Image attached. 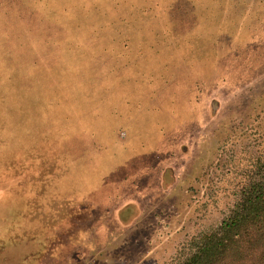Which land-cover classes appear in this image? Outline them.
I'll return each instance as SVG.
<instances>
[{
	"label": "rangeland",
	"instance_id": "rangeland-1",
	"mask_svg": "<svg viewBox=\"0 0 264 264\" xmlns=\"http://www.w3.org/2000/svg\"><path fill=\"white\" fill-rule=\"evenodd\" d=\"M260 161L264 0H0V264H178Z\"/></svg>",
	"mask_w": 264,
	"mask_h": 264
},
{
	"label": "trees",
	"instance_id": "trees-1",
	"mask_svg": "<svg viewBox=\"0 0 264 264\" xmlns=\"http://www.w3.org/2000/svg\"><path fill=\"white\" fill-rule=\"evenodd\" d=\"M178 264H264V163L258 162L220 227L193 239Z\"/></svg>",
	"mask_w": 264,
	"mask_h": 264
},
{
	"label": "crops",
	"instance_id": "crops-1",
	"mask_svg": "<svg viewBox=\"0 0 264 264\" xmlns=\"http://www.w3.org/2000/svg\"><path fill=\"white\" fill-rule=\"evenodd\" d=\"M146 158H147V157H146ZM142 160H144V159H139L138 161L135 162L136 167L139 166L141 163H143ZM149 160H150V156H149ZM145 161H146V160H145ZM133 162H134V161H133ZM161 164H162V162L159 163L160 166H161ZM133 166H134V165H133ZM160 166H159V167H160ZM148 168L151 169V167H148ZM155 169H157V168L155 167ZM138 170H139V168H138ZM151 171H154V170H149V172H151ZM133 172H134V171H133Z\"/></svg>",
	"mask_w": 264,
	"mask_h": 264
}]
</instances>
